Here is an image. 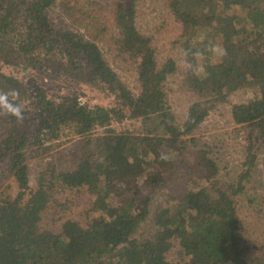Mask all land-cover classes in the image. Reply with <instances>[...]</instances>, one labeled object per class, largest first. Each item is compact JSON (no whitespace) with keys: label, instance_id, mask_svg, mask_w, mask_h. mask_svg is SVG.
Segmentation results:
<instances>
[{"label":"trees","instance_id":"1","mask_svg":"<svg viewBox=\"0 0 264 264\" xmlns=\"http://www.w3.org/2000/svg\"><path fill=\"white\" fill-rule=\"evenodd\" d=\"M78 1L0 0V90L19 89L20 102L30 101L23 122L0 114L8 124L0 164L18 186L14 196L0 193V264H175L167 257L175 238L188 257L184 264H264V244L246 236L235 198L245 189L256 152L249 154L238 181L218 187L215 160L206 150L189 148L195 130L225 103L231 104L234 123L252 128L250 148L264 146V0H168L182 28L175 41L181 54L188 48L205 50L209 43L227 50L216 62L205 52L199 63L206 75L183 73L182 84L197 100L182 123L167 91L178 65L172 58L158 63L152 37L137 25V0L117 1L111 34L108 26L91 22ZM58 2L70 20L66 27L48 16ZM101 45L138 62V95ZM21 59L33 68L50 65L57 77H75L114 96L115 104L91 109L79 105L76 94L52 99L35 78L23 83L3 71L2 66L19 65ZM126 119L140 120L142 130L112 126ZM98 127L104 128L95 134ZM64 128L82 137L75 165L58 168L47 162L33 187L26 149L58 139ZM196 157L209 186L167 198L169 206L153 216L155 230L138 237L158 190L180 179V168ZM73 190L91 198L82 208L84 224L64 213L75 200L58 197ZM97 211L100 215L91 219ZM61 212L66 216L53 220L61 221L58 229L44 225L46 216Z\"/></svg>","mask_w":264,"mask_h":264},{"label":"rangeland","instance_id":"2","mask_svg":"<svg viewBox=\"0 0 264 264\" xmlns=\"http://www.w3.org/2000/svg\"><path fill=\"white\" fill-rule=\"evenodd\" d=\"M117 1L79 0L77 7L88 15L91 22H96L100 26H108V33L111 34L113 33L112 30H115L112 10ZM147 1L137 0V25L142 33L149 34L152 37V44L156 49L159 64H163L167 59L172 58L175 59L178 65L177 71L168 77L167 91L172 110L176 113L177 120L182 123L188 109L197 100L195 94L182 84L183 73L186 71L185 68L181 67L184 57L180 53L179 43L175 42L182 28L169 9L168 0ZM48 16L57 26L66 27L70 25V20L60 2L50 7ZM210 36L208 33L206 38ZM101 47L108 62L120 74L130 90L138 95L140 92L138 62L129 59L126 54L116 56L118 52H114L108 46L101 45ZM210 57L212 62L218 60V58ZM2 69L9 75L18 77L23 83H27L31 77L35 78L39 84L43 85L48 96L55 100H58L60 96L76 94L79 105H81L79 98L84 97L85 103L81 106L91 109L96 107L111 108L115 104L114 96L95 90L75 77L65 74L57 77L56 73H51L50 65H38L37 68H33V65L30 66L27 59H21L19 65L6 64L2 66ZM21 102L26 108H30L28 99ZM7 126L6 122L0 121V141L4 137ZM112 126L118 130L130 129L134 131L142 130L143 127L140 120L136 119H126L123 122L113 121ZM103 128L98 127V130L94 131L95 134L101 132ZM250 132H252V128H242L241 125L234 123L231 115V104H219L195 130L192 135L195 141H189V148L194 151L206 150L208 155L215 160L219 172L213 180L218 187L238 181L242 177L245 168H247L249 154L256 152L258 157L251 167L249 179L244 181L245 189L235 198L246 236L252 243L264 244V146L260 149L250 148ZM81 141L82 137L76 135L71 128H64L58 139L49 140L41 146L27 148L26 155L31 168V185L36 187V173L47 162H53L58 168L75 165L74 156L82 148ZM195 159L188 160L186 165L180 168L183 173L180 179L176 178L169 187L158 190L151 204L152 212L139 230L138 237L155 230L152 221L153 216L160 208L169 206L170 203L168 204L167 198H175L178 191L195 190L203 186H209L206 178H204L205 174L202 167L197 163V157ZM17 191L18 186L14 177L7 172L4 162L1 163L0 193L6 192L14 196ZM74 191H67V194L58 195V197L71 196L75 200L68 205L67 212L64 213L84 224L86 218L82 208L91 198L90 195L81 197ZM172 202L174 203V201ZM61 215L66 216L62 212L57 213V215L46 216L43 222L44 225L58 229L61 221L54 223L53 220ZM98 215H100L99 211L95 212V216L93 215L91 219H95ZM167 257L175 264H184L188 260V257L182 253L177 238L172 239V247Z\"/></svg>","mask_w":264,"mask_h":264},{"label":"clouds","instance_id":"3","mask_svg":"<svg viewBox=\"0 0 264 264\" xmlns=\"http://www.w3.org/2000/svg\"><path fill=\"white\" fill-rule=\"evenodd\" d=\"M205 52L215 58H221L227 55V50L220 44L215 43H209L205 50L196 49L193 51L192 48L184 49L182 51L184 60L181 67L191 70L197 77L206 75L205 68L199 63V61L205 56ZM189 56L192 58L191 60L188 59ZM19 98V89L12 88L6 91L0 90V114L14 116L18 122H23L25 119L26 106L20 102ZM161 159L167 160L168 156L162 153Z\"/></svg>","mask_w":264,"mask_h":264},{"label":"built area","instance_id":"4","mask_svg":"<svg viewBox=\"0 0 264 264\" xmlns=\"http://www.w3.org/2000/svg\"><path fill=\"white\" fill-rule=\"evenodd\" d=\"M79 102H80L81 105H83V104L85 103V99H84V97H80V98H79Z\"/></svg>","mask_w":264,"mask_h":264}]
</instances>
